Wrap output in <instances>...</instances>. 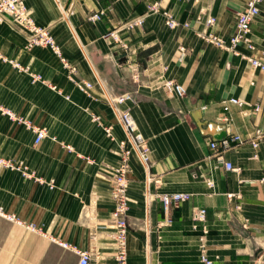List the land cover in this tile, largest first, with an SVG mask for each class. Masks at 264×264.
Listing matches in <instances>:
<instances>
[{
  "label": "crops",
  "instance_id": "obj_1",
  "mask_svg": "<svg viewBox=\"0 0 264 264\" xmlns=\"http://www.w3.org/2000/svg\"><path fill=\"white\" fill-rule=\"evenodd\" d=\"M154 1L27 0L73 73L51 49H28L27 32L10 19L0 24V160L13 165L0 166V264H78L73 248L115 264L111 189L123 143L129 264H202V254L216 264H264V138L252 145L264 134V73L199 36L228 39L247 0H161L177 30L149 11ZM250 37L264 58V3ZM165 80L186 94L169 92ZM126 112L139 148L121 121ZM25 122L48 137L36 145ZM233 136L245 143L210 146ZM175 194L188 198L166 212L162 197Z\"/></svg>",
  "mask_w": 264,
  "mask_h": 264
},
{
  "label": "built area",
  "instance_id": "obj_2",
  "mask_svg": "<svg viewBox=\"0 0 264 264\" xmlns=\"http://www.w3.org/2000/svg\"><path fill=\"white\" fill-rule=\"evenodd\" d=\"M27 0H0V24L6 22L10 19L16 26L27 32L28 34V49L32 50L35 48H48L51 49L63 62L64 67L68 68L72 73L74 69L70 66L67 59L63 57L62 50L57 45L54 40V37L48 29L42 28L36 24V22L30 16L29 11L26 7ZM264 3V0H247L245 7L241 12H239L236 19V28L233 35L228 39H225L217 35L213 30L202 32L199 34L200 38L205 42L214 45L219 50L232 54L235 57L242 58L249 62L250 66L258 70L261 73H264V58L257 57L254 54L256 46L250 37V32L252 24L260 14H261V4ZM149 11L155 14H163L166 19V24L171 30H177L181 27V24L178 20L173 17L169 12L162 11L161 0L154 1L149 6ZM200 17L198 20L201 21ZM216 22L215 18H209L207 24L209 26L214 25ZM142 25L143 21L138 20L134 24H131L129 27L133 28L136 25ZM212 28V27H211ZM114 38H117L115 33H112ZM246 49L250 53H246L243 50ZM184 55L186 50L182 48ZM0 62H7L5 55L0 49ZM135 79H139L138 73L135 74ZM75 85L83 92H87L92 85L84 82H74ZM164 87L169 92L177 93L179 96H184L186 91L183 86L179 85L175 81H166L164 82ZM230 102L239 107H244L246 104L240 99H232ZM261 104H257L254 107L256 113L260 112ZM11 118L14 117L11 113H6ZM121 121L126 128L129 139L131 140L134 147L139 148L142 143V137L137 134L136 126L133 121V118L129 112L122 114ZM30 130L35 134V144L39 145L44 139L48 137V130L41 126L33 125L29 122H25ZM110 133V130H107ZM264 138V134L261 131H258L252 141L254 148H258L261 141ZM245 143L239 136L225 137L219 141L211 142L210 146L213 150L222 151L233 149L241 144ZM124 152L122 158V164L116 170V177L112 184L111 195L115 207L112 212V219L117 227L116 233L114 235L115 241L117 243V251L114 256L115 264H129L128 260V249H127V236L129 232V225L127 222V210H128V199H127V188H128V158L130 155V150L125 148V144H122ZM69 150H72L71 147H68ZM254 159H258V156L255 155ZM0 166L5 168H13V165L10 162L0 160ZM227 170L239 173L240 169L235 168L233 164H225ZM264 183V179L261 181ZM209 186H213L209 182ZM188 198L184 194H175L173 196H163L162 202L164 204V209L166 212H169L172 206L179 205L181 202L185 201ZM14 219V218H12ZM195 219L198 222H204L206 220V211L198 210L196 213ZM27 228L31 231H38V229L30 224ZM67 247L66 245H64ZM73 250L79 256L78 264H97L92 254L85 251H79L73 248ZM202 264H216L211 260L207 255L202 254L201 256Z\"/></svg>",
  "mask_w": 264,
  "mask_h": 264
},
{
  "label": "rangeland",
  "instance_id": "obj_3",
  "mask_svg": "<svg viewBox=\"0 0 264 264\" xmlns=\"http://www.w3.org/2000/svg\"><path fill=\"white\" fill-rule=\"evenodd\" d=\"M255 70V69H254ZM256 71H258V70H256Z\"/></svg>",
  "mask_w": 264,
  "mask_h": 264
}]
</instances>
